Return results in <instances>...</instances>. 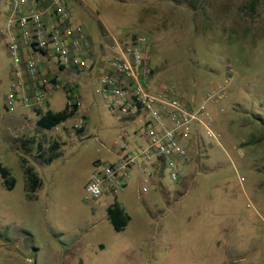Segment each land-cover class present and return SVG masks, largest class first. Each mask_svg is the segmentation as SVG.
Here are the masks:
<instances>
[{"label":"rangeland","instance_id":"374dc122","mask_svg":"<svg viewBox=\"0 0 264 264\" xmlns=\"http://www.w3.org/2000/svg\"><path fill=\"white\" fill-rule=\"evenodd\" d=\"M5 4L0 0L3 31ZM68 5L94 48L95 62L118 53L129 36L146 35L150 88L173 84L183 102L203 104L220 136L195 126L177 180L160 164L155 182L133 167L122 191L87 200L84 189L97 160H114L125 142L145 143L133 134L138 122L96 93L97 63L80 71L54 68L59 76L53 79L74 86L80 102L75 115L57 126H39L41 109L8 111L12 59L1 36L0 164L16 182L7 189L0 177V264H263L264 0ZM65 103L61 89L49 91L51 110ZM81 116L85 123L79 127ZM53 140L62 144L47 163L37 155V143L46 155ZM22 157L42 181L32 196ZM113 201L130 216L120 231L107 219Z\"/></svg>","mask_w":264,"mask_h":264},{"label":"built area","instance_id":"2783aa9c","mask_svg":"<svg viewBox=\"0 0 264 264\" xmlns=\"http://www.w3.org/2000/svg\"><path fill=\"white\" fill-rule=\"evenodd\" d=\"M7 34L12 86L5 98L6 109L14 111L22 105L45 110L46 91L58 88L69 108L76 104L78 109L74 86L44 75L41 68L44 59L54 60L60 69L90 67L87 36L83 26L73 21L68 0H11ZM22 44L28 46L26 56L21 53ZM147 50L146 35L129 36L108 59L107 70L98 74L96 93L110 98V106L125 119L138 122L133 134L144 137L145 143L134 149L124 143L114 160H97L85 185L87 200L122 191L133 167L152 178L160 164L177 180L188 159L190 141L196 136L195 126L201 125L209 137L220 136L211 127V116L203 104L192 107L183 102L173 84L150 88ZM78 123L82 126L85 118L81 116ZM141 190L148 188L143 185Z\"/></svg>","mask_w":264,"mask_h":264},{"label":"trees","instance_id":"16d2710c","mask_svg":"<svg viewBox=\"0 0 264 264\" xmlns=\"http://www.w3.org/2000/svg\"><path fill=\"white\" fill-rule=\"evenodd\" d=\"M77 110V105L74 104L73 108L70 109L67 104L63 109L58 111H53L51 109L41 110L39 112L38 124L41 128L51 129L57 126L59 123L65 121L66 119L75 115ZM77 131H82L78 129ZM62 142L53 140L47 148V154L45 151L41 150V144L37 143V155L44 162H51L54 158L59 155L58 149ZM21 162L23 165L24 173L26 176V188L29 196H32V193L36 191L41 185V179L38 176L37 172L34 171V168L27 164L26 160L22 157ZM0 177L2 184L7 188L11 189L15 185V178L10 174V171L7 167L0 164ZM107 219L111 223L112 227L116 231L122 230L129 222L130 216L124 211V209L119 205L117 201H113L107 208Z\"/></svg>","mask_w":264,"mask_h":264},{"label":"crops","instance_id":"0c3cea01","mask_svg":"<svg viewBox=\"0 0 264 264\" xmlns=\"http://www.w3.org/2000/svg\"><path fill=\"white\" fill-rule=\"evenodd\" d=\"M2 1H4V3H6L5 5H6V12H5V15H6V19H5V29H4V31H3V29L1 30L0 29V37L1 36H4V37H6V49H7V42H8V40H9V37H8V34H7V20H8V15H9V13H10V10H11V0H2ZM68 2H69V0H68ZM87 41H88V39H87ZM114 47V46H113ZM111 48H112V46H111ZM88 49H89V53H88V55H87V59H88V61L90 62V63H93V64H95V63H97L98 64V66H99V70L101 71V70H107V68H108V59L111 57V51L110 52H108L106 55L107 56H105L104 58H102V56H101V58L99 59V61H98V59H97V61L95 62V61H93V57H92V53L94 52L95 53V51H94V48L91 46V44L89 43V41H88ZM20 50H21V53L23 54V56H26L27 54H28V52H29V49H28V46H26V45H21V48H20ZM8 51V50H7ZM52 63L55 65L54 67H52L53 65H52ZM41 68H42V71L44 72V75H46V76H49V77H53V76H59L56 72H53L54 71V68H56V69H60V68H58V66H56V62L54 61V60H47V59H44L43 60V62L41 63ZM60 70H63V68H61ZM11 77H12V69H11ZM77 89H78V86L76 87ZM49 91H51V90H47L46 91V93H45V96H46V108L48 109L49 107H48V94H49ZM96 91V90H95ZM65 95V94H64ZM66 104V103H65ZM19 108H25V107H23L22 105H19L18 106ZM17 107V108H18ZM27 108V107H26ZM50 109V108H49ZM125 143H127V142H125ZM128 144V147L130 148V149H134V148H136L137 147V145H139V144H136L135 145V141L132 143V144H129V143H127ZM161 166V165H160ZM159 166H157V168H158ZM157 170V169H156ZM156 178V176L154 175L151 179V182H155L154 181V179ZM264 264V263H263Z\"/></svg>","mask_w":264,"mask_h":264}]
</instances>
